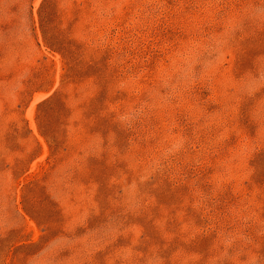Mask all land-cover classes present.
<instances>
[{"label": "rangeland", "instance_id": "rangeland-1", "mask_svg": "<svg viewBox=\"0 0 264 264\" xmlns=\"http://www.w3.org/2000/svg\"><path fill=\"white\" fill-rule=\"evenodd\" d=\"M0 264H264V0H0Z\"/></svg>", "mask_w": 264, "mask_h": 264}]
</instances>
